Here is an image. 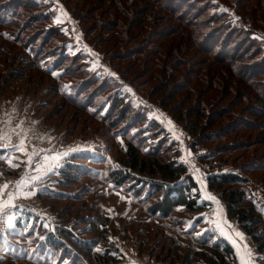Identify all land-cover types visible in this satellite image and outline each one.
<instances>
[{
	"label": "trees",
	"instance_id": "trees-1",
	"mask_svg": "<svg viewBox=\"0 0 264 264\" xmlns=\"http://www.w3.org/2000/svg\"><path fill=\"white\" fill-rule=\"evenodd\" d=\"M59 1L0 0V55L6 64L19 61L43 74L51 82L46 95H59L101 123L89 138L100 143L95 152L70 154L57 178L36 193L54 222L20 208L0 229V264H121L126 253L113 235L143 236L146 230L138 255L148 253L151 260L156 254L158 264H239L236 247L207 225L200 182L156 112L192 138L194 151L206 147L199 161L210 168L207 188L243 227L264 264V207L252 184L264 186V152L252 150L255 140L264 147V0H103L114 16L95 27L119 29L125 43L138 40L116 56L146 58L143 73L157 80L144 99L125 89L128 81L116 65L120 79L102 66L92 68L94 58L67 30L70 21L58 20L60 5L104 59L111 54V63L115 52L91 43L85 17ZM161 14L166 20L157 26ZM73 131L61 143H71ZM237 136L251 140L221 145ZM240 149L248 157L238 167L230 155ZM118 195L121 205L140 212L146 228L111 226L106 206Z\"/></svg>",
	"mask_w": 264,
	"mask_h": 264
},
{
	"label": "rangeland",
	"instance_id": "rangeland-1",
	"mask_svg": "<svg viewBox=\"0 0 264 264\" xmlns=\"http://www.w3.org/2000/svg\"><path fill=\"white\" fill-rule=\"evenodd\" d=\"M56 1L58 4H61L59 0ZM97 1H101V4H95ZM67 3L78 12L79 16L85 17L84 24L86 27L91 28L88 33L91 43L96 44L97 48L100 47L104 52L107 50H112V53L115 52L111 63L109 60L112 55H108V58L105 57L110 65L106 63L104 69L110 72L115 68L114 65H116L118 69L124 73V79L128 81L124 84L125 89L133 95V98L139 97L144 99L157 83V80L151 78L150 73H143L144 69L142 64L146 58H142L141 63L140 56H137L134 59H125V57L116 56V54H121L130 48L138 46L139 41H135V39H132L131 37L125 43L124 40H121V33L123 32L119 29L114 28L112 31H105L102 27H95L97 21H107L114 16L113 10L109 8L105 1L67 0ZM139 5L140 4H136L134 9H138ZM59 7V21L66 23L73 19L67 9L62 5ZM134 16L138 17L139 15ZM164 16V14H161L159 17L157 16L156 21L158 22L160 19L157 26H161L165 23L166 17ZM73 22L74 21H72L71 25L69 24L67 26V30H70L71 27L79 48H84L86 52H89L92 58H95L92 62V68L101 67V61L99 58L104 60L102 54L87 42L79 23L78 25L81 34L80 32H76V23L73 24ZM127 33L128 35L133 34V32L130 31ZM83 38L87 42V46L83 45L85 44ZM115 41L119 42L114 47ZM2 56L3 55H0V135H2L5 140L17 144V147H20L21 144L23 145V150L18 149L16 146L11 147V149L14 150L12 154H15V156L19 158H13L9 153L4 159H0L2 165L4 164V168L3 166L0 167V224L7 227L13 222L17 209H24L23 206L28 203L34 204V199L29 195H32L35 192V189L38 191L42 188H47L48 184L53 182L51 180L57 178V168L65 158L74 152L87 149L92 150V152H95V149L97 150L96 147L100 143L99 139L89 138L97 135L93 132V129L100 126L101 123L89 118L77 108L65 104L59 95L55 93H49L50 95H46L45 87H47L48 84H51V82H49L47 77L43 74L33 70L29 72L27 65L19 64V61L14 65L6 64ZM12 69L13 71H16L17 74L14 73L11 75L13 72ZM114 78L120 79L118 74ZM156 115L161 120H164L160 112H156ZM245 116L248 117V114ZM87 125H89L88 128H90V130L87 128L85 129L84 126ZM71 128H74V131L72 132L73 136L71 137V139L74 140L69 144L61 143L62 140L60 141V137L64 136L65 132L67 135ZM183 133H185V131L180 128L179 138L182 139L183 148L185 150L182 160L189 165L190 170L196 175L200 182L203 194L202 202L207 200L206 202L208 205L210 204L214 207L216 204L211 203V199L219 200V198H217L216 193H211L212 191L210 192L208 190L206 185L207 177L205 176V182L199 174L200 169L202 170L201 165H199L201 164L199 156L205 154L207 149L204 146H199V148L194 151L190 145L189 136L186 135V133L183 135ZM248 140L251 139L237 136L231 140L222 141L221 145L227 146L228 144H234L233 142L246 143ZM2 141L4 143L3 147H5V141ZM253 142H256L257 145L256 147H253L252 150L257 153L264 152V147L259 140ZM101 145L103 146L102 142ZM8 150L9 149H5V151L9 152ZM243 154V149L234 151L230 155V162L232 163L235 159L238 167L246 164L244 161L248 156H243ZM13 159H17L12 161L14 165L9 161ZM21 160H28V162L26 161L24 164ZM6 161L7 165L4 163ZM19 163L22 165L24 164L22 171L19 173L13 171L12 175H8L7 173L10 170H18L16 166ZM206 168L208 169V167ZM225 169L229 170L230 167ZM6 180L12 181L9 183H3V181ZM253 183L256 185L254 189L255 193L260 196V201H258L261 202V206L264 207V191L261 189L264 187L263 183H259L255 180L252 181V184ZM24 199L29 200L30 202L23 201ZM109 202H107L108 204L106 203V210L111 219H113L110 222L111 226L120 227L122 229L121 231L127 229L130 224H132L133 227H136V229H142L144 226L146 228L145 218L140 212H136L134 209H129L124 203H122V206V200L119 195ZM16 204L19 205L17 206ZM225 210L226 209L223 210V224L221 225L223 226L225 224L224 229H222L220 225H217L214 220H212L210 226L219 232L221 236L228 238L236 247L237 251L240 246L245 249L252 264H258L259 261L256 245L252 242L251 238L238 222L230 220L227 217V212ZM213 211L215 213L216 209L213 208ZM200 214L203 213H196L195 216H199ZM191 223L192 220L189 221L190 225ZM157 229L158 227L156 226L155 230ZM147 234L148 232L146 230L143 236H138V232H135L132 237L128 235L126 236L125 234L122 235V232L113 235L118 246H120L123 252L126 253L124 261L121 264H158L159 260L157 259L156 254H154L155 257L151 258V260L148 259V253L143 254L144 256L138 255V246ZM232 237L238 240L239 244H236ZM158 240L159 236L156 237L155 241ZM240 254L242 255L241 251ZM166 263L168 264V262Z\"/></svg>",
	"mask_w": 264,
	"mask_h": 264
},
{
	"label": "built area",
	"instance_id": "built-area-1",
	"mask_svg": "<svg viewBox=\"0 0 264 264\" xmlns=\"http://www.w3.org/2000/svg\"><path fill=\"white\" fill-rule=\"evenodd\" d=\"M73 24H75V26L77 27V29H75L76 32H80V27H79L78 23L77 22H73ZM83 40H84V38H83ZM83 45L84 46H87V42L85 41V44H83ZM99 59L101 61V64H103L104 61L101 60V58H99ZM112 73L114 75H116V72L115 71H112ZM161 115L164 118V120H162V122L164 124L166 123V125L169 126L168 127L169 131H171L173 134H175V136L178 139H181V138H179V132H180L179 127L173 123V121L171 120V118L167 114L161 112ZM3 146H4V143H3L2 140H0V147H3ZM184 152H185V150H184ZM201 166H202V168H203V170L205 172H207V171L209 172L210 171V168H209L208 165H205V164L202 163ZM206 167H208V169ZM212 203L216 204L215 205L216 206V214H214L215 217H213L212 212H210L209 220L215 218L216 224L221 226L223 224V222H222V217L224 215L223 210L226 209L225 208V205H224V203L221 200H212ZM23 207L26 208V209H28V210H32V211L41 213L43 216H46L47 218H49L52 222L55 221L54 218L52 217L51 213L47 212L41 206H37V205L34 206V205L28 203V204H25ZM217 220H218V222H217ZM221 227L224 228L225 227V224L223 226H221ZM57 231L60 232L59 229H57ZM141 264H143V263H141Z\"/></svg>",
	"mask_w": 264,
	"mask_h": 264
},
{
	"label": "crops",
	"instance_id": "crops-1",
	"mask_svg": "<svg viewBox=\"0 0 264 264\" xmlns=\"http://www.w3.org/2000/svg\"><path fill=\"white\" fill-rule=\"evenodd\" d=\"M0 139L1 140H4L5 141V147H3V148H0V159H4L9 153H10V156L11 157H17V156H15V154H12L13 152H14V150L13 149H11V147H15L17 144H15L14 142L12 143V142H9V141H7V140H5L4 138H3V136L2 135H0ZM12 141V140H11ZM20 144H21V142H20ZM17 147V146H16ZM18 149H20V150H23V145L21 144L20 145V147H17ZM5 149H9L8 151L9 152H7V151H5ZM18 154V153H17ZM17 158H19V157H17ZM15 160H17V159H13V160H9V161H11V164H13L14 165V163L12 162V161H15ZM26 161L28 162V160H21V162L22 163H26ZM6 165H7V161L6 162H4ZM24 164L22 165V164H17V168H18V170H10L7 174L8 175H12L13 174V171H16L17 173H19V172H21L22 171V169H23V166H24ZM3 166V168H4V164L2 165V162L0 161V167H2ZM200 176H201V178H203V180L206 182V177H205V174H204V172L200 169ZM6 176V175H5ZM12 181V180H11ZM11 181H3V183H9V182H11ZM203 182V181H202ZM41 190V189H40ZM35 192L32 194V195H29V196H31V198H33L34 199V204H32V205H38V206H41V205H39V204H37L38 203V201H37V198H36V193L38 192L36 189L34 190ZM211 192V191H210ZM211 193H215V192H211ZM217 194V193H216ZM212 195V194H211ZM217 198H219V196H218V194H217ZM211 200H213V199H211ZM23 201H29V200H26V199H24ZM210 201V200H209ZM30 202V201H29ZM33 202V201H32ZM211 202V201H210ZM212 203V202H211ZM31 204V203H30ZM17 206L19 205V204H16ZM210 206H211V208H210ZM42 207V206H41ZM212 210H213V206L212 205H208L207 206V209L205 210V215H206V220H207V222L209 221V216H210V212H212ZM213 214V213H212ZM208 225L210 226V224L208 223Z\"/></svg>",
	"mask_w": 264,
	"mask_h": 264
},
{
	"label": "water",
	"instance_id": "water-1",
	"mask_svg": "<svg viewBox=\"0 0 264 264\" xmlns=\"http://www.w3.org/2000/svg\"><path fill=\"white\" fill-rule=\"evenodd\" d=\"M232 238L234 239V237ZM234 241L236 244H239L238 240L234 239ZM240 251L242 255L240 254ZM238 254H239V264H252L251 259L249 258V255L246 253L245 249H243L241 246L238 248Z\"/></svg>",
	"mask_w": 264,
	"mask_h": 264
}]
</instances>
